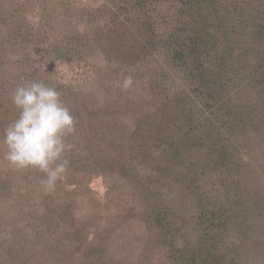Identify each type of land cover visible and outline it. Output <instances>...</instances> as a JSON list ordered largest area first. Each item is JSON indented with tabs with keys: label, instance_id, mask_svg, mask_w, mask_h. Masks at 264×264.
Returning <instances> with one entry per match:
<instances>
[{
	"label": "trees",
	"instance_id": "obj_1",
	"mask_svg": "<svg viewBox=\"0 0 264 264\" xmlns=\"http://www.w3.org/2000/svg\"><path fill=\"white\" fill-rule=\"evenodd\" d=\"M36 2L32 23L0 0V135L32 80L76 130L51 191L0 144V264H264V0ZM63 64L90 67L91 92ZM71 175L89 205L85 176L112 198L79 216Z\"/></svg>",
	"mask_w": 264,
	"mask_h": 264
},
{
	"label": "clouds",
	"instance_id": "obj_2",
	"mask_svg": "<svg viewBox=\"0 0 264 264\" xmlns=\"http://www.w3.org/2000/svg\"><path fill=\"white\" fill-rule=\"evenodd\" d=\"M130 84L125 80V87ZM11 101L18 115L0 135L4 159L15 169L44 173L40 183L51 191L67 171L66 153L73 148L68 137L75 133L76 119L61 93L42 80L18 85Z\"/></svg>",
	"mask_w": 264,
	"mask_h": 264
},
{
	"label": "rangeland",
	"instance_id": "obj_3",
	"mask_svg": "<svg viewBox=\"0 0 264 264\" xmlns=\"http://www.w3.org/2000/svg\"><path fill=\"white\" fill-rule=\"evenodd\" d=\"M76 1L80 5H84L87 7H97L101 5L105 0H76ZM22 2L26 6L25 8H26V14H27L28 20L32 23H35V22L37 23V21L39 20V14H38L39 7H38L36 0H22ZM102 23L104 24L105 21L103 20ZM85 68H86L85 64H79V65L63 64L62 66H59L57 68L59 81L69 82L75 85L77 84L91 92V90L94 87V83H93L94 73L90 69V67H88L87 69ZM127 121L130 122L128 118H127ZM70 177L72 179H69L67 177L65 178V182L63 183L64 189L66 187L72 188L70 191H72L73 189H76L80 193V188H77L75 185H77L78 182H82V180L77 181L78 176L76 175H71ZM85 178H86L85 179L86 184L88 185L87 187L88 188L90 187L93 190V193L95 196V199L92 202V204L89 205V200H88L89 198L86 197V195L81 194V193L75 196V197H79V199L77 198L78 200L76 201H72L74 200L75 197H73L71 200L68 199L70 200L69 202L71 201L74 202L75 208L77 207V210H76L77 214L79 216L83 215L82 214L83 209H85L86 211V208H85L86 206H88L89 208L90 206L93 207L95 204H103L105 201H108L109 199H111L112 198L111 196L113 194L112 192H110V189L106 183L107 181L105 179V176L95 175V176H90V177L85 176ZM128 251L130 252V250ZM164 259H165L164 256H161L162 261H159V262L166 264L167 262H165ZM156 262L159 263L157 260Z\"/></svg>",
	"mask_w": 264,
	"mask_h": 264
}]
</instances>
